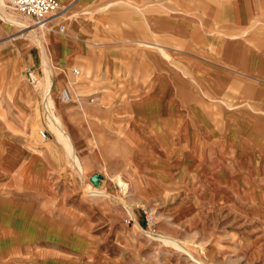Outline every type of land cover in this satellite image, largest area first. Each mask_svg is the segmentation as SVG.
<instances>
[{
    "label": "rangeland",
    "instance_id": "obj_1",
    "mask_svg": "<svg viewBox=\"0 0 264 264\" xmlns=\"http://www.w3.org/2000/svg\"><path fill=\"white\" fill-rule=\"evenodd\" d=\"M59 1L61 17L46 23L43 40L37 25L15 23L12 33L0 39L6 46L15 42L21 51L0 58V146L6 148L0 169L11 177L17 165L12 186L11 180L6 185L11 186L7 194L21 203L0 195V259L8 264L17 255L5 242L15 233L22 246L15 264H264V172H255L250 153L231 150L225 156L226 170L213 172L202 161L169 167L174 150L159 152L156 144L167 140L175 129L169 122H175L165 119L153 128L150 120L143 125L149 136L134 141L142 158L149 159L139 166L122 139L127 133L118 105L94 100L95 86L112 99L125 95L127 85L143 81L141 67L127 71L124 59L123 70L113 73L100 74L95 66L108 67L109 57L116 61L120 51L141 50L136 39L116 34L127 27V18L135 23L140 7L117 6L137 5L131 0L115 2V7H82L98 32L86 47L99 56L81 51L72 61L85 19L75 13L82 11L79 0ZM150 1L169 5L176 0ZM181 1L180 8L162 9L209 19L213 25H206L219 33L222 0ZM0 3L1 13L6 5L17 18H28L6 0ZM60 23L71 29L60 31ZM155 39L151 33L150 41ZM149 49L153 63L152 55L159 50L153 45ZM28 66L37 69L42 84L29 85ZM74 67L79 74L73 73ZM64 87L71 88L69 102L63 101ZM79 96L83 109L77 106ZM259 139L255 136L256 144ZM147 147L154 151H141ZM96 172L104 176L99 184L90 180ZM31 208H37L38 216Z\"/></svg>",
    "mask_w": 264,
    "mask_h": 264
},
{
    "label": "crops",
    "instance_id": "obj_2",
    "mask_svg": "<svg viewBox=\"0 0 264 264\" xmlns=\"http://www.w3.org/2000/svg\"><path fill=\"white\" fill-rule=\"evenodd\" d=\"M126 1L79 0L77 4L82 11L75 13L82 14L85 21L80 26L81 42L73 51L72 61L74 54L89 51L86 47L87 41L90 36L98 33L95 26L93 29L90 26L86 11L82 7H115V2ZM131 1L137 5L126 3L117 6L140 7L138 19L134 23L127 18V27L120 34H116L117 38L131 41L136 39L142 44L141 50H136V53L120 51L116 54L119 58L115 57L116 61L109 57L108 67L107 63H96L95 66L99 68L100 74L107 71L113 73L123 70L124 59L127 71L131 67V71L135 72L141 67L143 81L136 85H127L125 95L112 99L96 92L98 87L95 86L94 100L98 104L118 105L117 109L121 111L125 121L123 133H127L126 138L122 134V139L126 150L135 156L134 161L143 166L149 160L142 158L140 149L134 142L139 139L143 141L149 136L143 127L146 118L141 115L138 107L135 110L134 104L145 105L147 100H151L149 102L157 104L161 109L160 118L172 119L176 124L175 129L169 131L167 140L158 141L156 144L159 152L170 148L174 150L169 167L185 164L196 166V162L202 161V165L213 172L218 168L226 170V154L231 150H241L254 157L252 166L256 173L264 172V145H258L264 143V0H222L219 33L210 30L214 27L208 26L213 25V21L209 19L204 21L187 11L162 9L180 8L183 6L181 0H174L175 3L169 5L165 2L151 3L150 0ZM1 16L4 13L0 11V39L10 35L15 26ZM66 29L71 27L67 25ZM151 33L157 38L155 41H150ZM5 43V40L0 43V58L16 57L21 52L20 46H16L15 42L7 46ZM151 45L159 50L152 55L153 63L150 61ZM158 46L163 47L167 53ZM10 48L13 51L7 52ZM89 53L99 56L98 51ZM29 85L34 86L31 83ZM77 106L84 108L81 97ZM255 136L260 138L257 140L258 144L255 143ZM80 137L81 135L77 141ZM5 149V146H0L2 157ZM143 150L153 151V148L141 149ZM183 161L187 162L183 164ZM16 167L17 165L12 175ZM12 175L9 177L4 174L6 180L0 182V195L21 206L20 202L7 194L15 178ZM217 175L224 177L227 174ZM9 180L11 186L6 185ZM30 210L35 211L38 216L37 208H31L29 212ZM10 211L14 215H21V211L16 209ZM5 242L12 247L13 254L22 253L18 234L14 233ZM17 255L10 256L8 264H15L14 258ZM52 263L53 260L47 261V264ZM0 264H4L1 259Z\"/></svg>",
    "mask_w": 264,
    "mask_h": 264
},
{
    "label": "built area",
    "instance_id": "obj_3",
    "mask_svg": "<svg viewBox=\"0 0 264 264\" xmlns=\"http://www.w3.org/2000/svg\"><path fill=\"white\" fill-rule=\"evenodd\" d=\"M8 6L17 10L20 14L31 18L36 23H46L51 20H56L59 12H61L60 4L58 0H6ZM59 30L65 31L66 26L64 24H59ZM37 69L31 66L26 67L25 71L27 74V79L31 84H37ZM73 73L75 75L80 73L78 67L73 68ZM63 99H69L70 94L67 89L63 90ZM43 137H47V133L44 129L40 130Z\"/></svg>",
    "mask_w": 264,
    "mask_h": 264
},
{
    "label": "bare ground",
    "instance_id": "obj_4",
    "mask_svg": "<svg viewBox=\"0 0 264 264\" xmlns=\"http://www.w3.org/2000/svg\"><path fill=\"white\" fill-rule=\"evenodd\" d=\"M58 2H59V4H60V7H61V3H60V1L58 0ZM3 4V3H2ZM62 8H63V6H62ZM2 10H4V16H1V17H5L8 21H10V22H12V23H15V24H17V25H21L22 27H27V26H30V25H37L36 26V29H40L41 30V32L40 33H38V35L41 37V39L43 38H45V36H44V33H45V28H47V24L46 23H50V22H52L53 20H51V21H48V22H46V23H39V24H36V22H29L28 21V18L26 19V18H24V19H20V18H17V14H13L10 10H8L7 9V6L5 5V6H3V8H2ZM62 11V10H61ZM19 13V12H18ZM60 13V12H59ZM19 15V14H18ZM25 16V15H24ZM59 17H61V16H59ZM59 17H57V18H59ZM56 18V19H57ZM68 36H70L71 37V34L70 33H68ZM49 37V36H48ZM47 37V38H48ZM62 38V37H61ZM42 39V40H43ZM61 75H63V74H61ZM37 86H38V83H40L41 81H40V78H39V75H37ZM41 84H42V82H41ZM71 85V84H70ZM72 86V85H71ZM39 89V88H38ZM65 89H67L68 90V92H69V94H70V98L69 99H64L63 101L64 102H69V101H71V93H70V90H71V88L70 87H64L63 89H62V91H61V94H62V92H63V90H65ZM73 97V96H72ZM75 101V99H74V97H73V101L71 102V104L73 103ZM150 100H147V102L145 103V105H137V104H134V107H135V110H136V108L138 107V109H139V111H140V113H141V115L142 116H145V123L144 124H147V123H149L150 122V120H153L152 121V123L154 124V126L155 127H153V128H156V127H158V126H160L161 124H163L164 123V118H160V115H159V108H158V105L157 104H155V103H153V102H149ZM155 105V106H154ZM59 118V117H58ZM152 124V125H153ZM169 124H170V126H172L173 128H175V124L174 123H170L169 122ZM173 124V125H172ZM148 125V124H147ZM151 127V126H150ZM152 130V129H151ZM148 131V130H147ZM162 131H164V130H162ZM157 135V134H156ZM158 141V140H157ZM161 141V140H160ZM145 144V143H144ZM5 151V150H4ZM154 151V150H153ZM159 154V153H158ZM40 178V177H39ZM37 180V179H36ZM39 181V180H38ZM42 185V184H41ZM39 188V187H38ZM24 220V219H23ZM2 229H3V227H2ZM2 240H3V236H2ZM45 240V239H44ZM12 243V242H11ZM27 243V242H26ZM32 243V242H31ZM40 243V242H39ZM25 245H28V244H25ZM31 245V244H30ZM33 245V244H32ZM36 245H38V244H36ZM14 248V247H13ZM27 248V247H26ZM25 248V249H26ZM29 248V247H28ZM15 252V251H14Z\"/></svg>",
    "mask_w": 264,
    "mask_h": 264
},
{
    "label": "water",
    "instance_id": "obj_5",
    "mask_svg": "<svg viewBox=\"0 0 264 264\" xmlns=\"http://www.w3.org/2000/svg\"><path fill=\"white\" fill-rule=\"evenodd\" d=\"M103 175L100 174V173H93L91 176H90V180L94 183V184H99V182L103 179Z\"/></svg>",
    "mask_w": 264,
    "mask_h": 264
}]
</instances>
